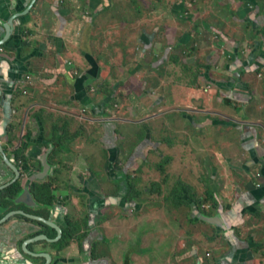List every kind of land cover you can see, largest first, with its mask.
Instances as JSON below:
<instances>
[{
  "label": "crops",
  "instance_id": "1",
  "mask_svg": "<svg viewBox=\"0 0 264 264\" xmlns=\"http://www.w3.org/2000/svg\"><path fill=\"white\" fill-rule=\"evenodd\" d=\"M14 1L0 0V138L5 141L9 137L14 141L9 145L4 142L8 155L13 154V146H22L26 133L37 138L35 142L28 141L27 153L43 150L46 144L41 141V133L52 128L53 120L61 118L58 125L62 126V119H72L76 111L88 109L90 104L98 110L101 102L91 91L95 78L86 82L81 79L91 74L86 70L89 68L86 50L93 30L90 31L91 26L87 29L85 17L88 19V12L92 11L90 6L98 9L99 3L91 0L87 7L86 0H74L75 3L37 0L26 17L14 22L16 26L5 39L2 24L11 14L21 12L31 0H16V4ZM169 4L174 8L166 16L172 19L175 16L172 23L167 24L165 18L159 17L154 25L159 28L154 31H149L146 23V56L163 57L166 63L175 62L187 39L194 45L191 51L198 50L203 43L205 48L201 51L211 52L214 49L207 41L219 43L216 45V50L221 52L218 60L204 63L205 70L199 76L204 82L203 91L191 88L187 92L190 97L182 101L184 109L188 110L184 111L190 128L185 132L189 133L190 142L201 144L211 136V130L223 137L222 147L212 151L214 157L219 158L217 169L214 163L205 167L207 174L208 170L213 171L211 178L201 173L204 179H210L212 189L206 190L203 198L202 181L197 180L201 181L199 186L188 183L196 186L193 190L197 194L192 200L203 204L199 209L196 206V212L218 218L219 222L215 226L198 220L192 207L195 203L190 202L193 217L188 228L182 219V210H187L168 212L166 208H159L158 213L151 215L155 211L149 205L148 215L158 222L156 227L153 218L146 223L147 259L153 256L149 251L159 249L157 246L163 241L160 244L165 248L162 261L155 264H264V0H174ZM71 5L77 10H73L75 14L71 13ZM166 6L163 2L159 4L163 7L159 16ZM214 9L222 11L224 16L212 17ZM183 10L188 11L191 22L178 20ZM161 47L170 50L163 56ZM222 64L231 74L239 72L241 81L216 80L217 72L213 70H219L216 66ZM73 65V71L78 73L75 77L69 71ZM254 73L256 84L251 82ZM215 82L221 88L216 87ZM21 122H24L23 132H20ZM207 129H210L209 135ZM192 130L199 134H193ZM225 158L236 163L229 169L228 176L222 173L226 171ZM0 167L5 174L9 173L1 163ZM211 179L216 181L211 183ZM205 200H208L206 204ZM183 225L190 234L181 242H174L175 235L184 237L177 233ZM3 255L0 254L1 264H13Z\"/></svg>",
  "mask_w": 264,
  "mask_h": 264
},
{
  "label": "flooded vegetation",
  "instance_id": "2",
  "mask_svg": "<svg viewBox=\"0 0 264 264\" xmlns=\"http://www.w3.org/2000/svg\"><path fill=\"white\" fill-rule=\"evenodd\" d=\"M89 1L86 0V4L90 6ZM100 1L101 6L103 1L109 2ZM91 8L96 10L95 14L103 9ZM85 20L87 29L91 26L92 31L95 23L91 24L95 20L89 17ZM71 69L73 71L75 65ZM69 71L72 77L78 75L76 71ZM238 75L237 71L233 72L230 80L241 81ZM218 84L215 82L214 85L221 88ZM91 91L94 92V89L91 88ZM111 98L101 100L98 110L90 104L88 109L76 111L72 119H62V126L58 125L61 118L53 120L52 128L41 133V141L46 145L38 152L27 153L30 148L28 141L37 140L31 138L32 134L24 135L22 146H13L12 155L5 151L4 142L6 145L13 144V139L8 137L4 141L0 138V163L9 171L5 174L0 167V254L7 255L13 264H146V224L133 230L135 223L131 225L128 213L139 210L142 204L138 202L141 191L138 190L133 167L137 157H141V149L146 148V152L155 154L166 143V137L162 139L157 130L148 132L147 137L142 132L147 128L148 120L154 117L162 120L161 114L166 112L167 103L164 99L163 107L149 117L132 111L119 116L104 113L109 109L106 107L113 100ZM157 104H148L147 112L153 111ZM184 110L188 111L184 107L177 108V112L186 113ZM176 121H166L171 133L176 132L175 137L179 130L172 129L174 125L180 127L183 133L190 128L186 119L181 118L177 125ZM40 124L43 126L41 121ZM21 125L20 130L24 122ZM135 125L139 129L132 127L133 131L128 130V126ZM134 131L139 137L134 138ZM92 142L97 144L96 151L101 153L100 163H95L97 167L92 162L97 153L89 148ZM87 148L90 150L87 151ZM3 154L19 170L18 179L4 161ZM224 161L236 165L230 158ZM258 176L261 178V173ZM155 182L163 187L167 184L165 181H154L149 184L150 188H146V196L162 195V189L160 193L156 190ZM182 184L175 180L169 193L164 195L165 201L170 200L173 206L178 207L168 212L183 205L175 203V200L186 201L187 205L198 203L192 200L195 194L188 183L185 184L188 193L183 191L186 194L174 195L175 187ZM117 208H120L121 214ZM8 215L10 217L3 222Z\"/></svg>",
  "mask_w": 264,
  "mask_h": 264
},
{
  "label": "rangeland",
  "instance_id": "3",
  "mask_svg": "<svg viewBox=\"0 0 264 264\" xmlns=\"http://www.w3.org/2000/svg\"><path fill=\"white\" fill-rule=\"evenodd\" d=\"M72 1L74 2V0ZM95 1L99 4L102 2L100 0ZM171 1L174 2V0H158V2L157 0H109L108 3L103 1V11L101 10V12H97L96 14V10L88 12V17L95 20L91 24L93 25L95 23L94 27H92V36L89 39V44L86 50L88 53L86 65L87 68L89 67L86 70L91 72V74H89L88 78L81 76V79L83 82H86V79L89 80L91 77L92 79L95 78L96 82L92 84V87H94V95L97 100H104L105 98L110 97L109 95L112 96L111 99L113 100L109 102V105L106 107L109 109L106 110V112L104 111V113L124 116V114L132 111L140 116L149 117V115L156 113L157 110L163 107L162 101L164 99L167 103L165 105L167 107L166 112L161 114L162 120H160L159 117H154L153 119L148 120L146 123L147 128L142 132V134L146 133L147 137L148 132L157 130L162 139L166 137V143L163 144L162 148H159L160 150L158 149L155 154H149L146 152V148L141 149V157H137L138 159L135 161L133 169L135 168L134 171H136L137 174L138 190L141 191V195L138 197V202L142 204L139 210H135L132 213L130 211L128 212L131 225L132 223H135L134 227L132 225L133 230H135V228L139 229L143 227L152 218L155 221L154 227H156V221L158 222V220L148 215V213H150L149 205L153 206L155 211L154 213L151 211V215L158 213L159 208H167V210H172L173 207L178 208L173 206L170 200L165 201L166 199H164L166 197L164 195L169 193L175 180L184 184H197L198 186L202 181L204 186L201 187L200 191H202L203 198H205L207 194L206 190H211L212 188L209 186L208 179H204L201 173L212 177L211 171L208 170L209 173L207 174L205 167L208 168V166L214 163L216 165L214 167L217 169L219 158H215L212 151H216V147L221 148L223 142V137H221V135L217 136L211 130V136L205 141L202 140L201 144L199 143L197 145L194 142H190V137L187 132L183 133L182 130H180V127L176 128L174 125L172 129H175L176 131L177 129L179 130L177 131L178 136L175 137L176 132H173L172 134V130L170 131L166 124V121L177 120L175 123L177 125V122L181 118H183V120L188 118L187 113L177 112V108L185 107V104H182V101L183 99H186V96L187 98L190 97L187 95V92H189L191 88L202 90L201 88L204 85V82H202V78L199 76L205 70L204 63L208 64L211 60L216 62L221 54L220 50H216L219 45L217 40L207 41L216 51L212 50L211 52H203V50L201 51V49L205 48V46H202L203 43L199 45L198 50L191 51L194 45H191V39H187L183 41V46L180 47L178 58L175 59L177 60L175 62L168 61L166 63L163 61V57L158 59L152 57V60L149 56H146V42H148V40H146V23L148 24L147 28H149V31H154L156 28H159V26L154 27L159 17L162 19L165 18L163 20L167 24L172 23L175 16H172L173 19L171 16H166L169 12H173L172 8L174 7L169 4ZM162 2L168 6H166V9L163 11L164 13L159 16V13H161L163 9V7H159V4ZM72 6L73 5H71L70 8L71 13L75 14L74 11L77 10ZM175 13L177 14L178 10H176ZM211 13H213L211 14L213 15L212 17H219L218 19H221L224 16L222 15V11H217L216 9ZM82 15L84 17V14ZM178 15L176 16L178 17ZM180 15L182 18L179 17L178 20L182 19L191 22V20L188 19L189 15L187 10H183ZM94 16L96 18H94ZM158 34L160 33L158 32L157 35ZM204 37L205 36L202 35V39H204ZM161 48L163 56L170 50L169 48V50L163 49V47ZM173 54L174 52L172 55ZM91 60H93V62H91ZM223 64L221 67L216 66L219 70H213L217 72L215 75L216 80H229L232 77L230 71H227L226 68H222ZM241 72L242 70L240 73ZM254 74L250 77L252 78L251 82L256 84L258 82L257 75ZM150 103L152 105L155 103L158 104L153 111L147 112V105ZM91 115L94 116L95 113L92 112ZM132 127L139 129V126L135 125L128 126V130L133 131ZM207 130L209 135L210 129ZM192 133L194 134L198 132L192 130ZM136 134L137 132L135 133L134 131V138L139 137ZM171 134L176 139L174 137L172 138ZM167 135H169V138ZM187 141L189 142L187 143ZM90 146L89 148L93 151L98 149L96 147L97 144L93 142L90 143ZM89 148L86 150L89 151ZM96 153L92 160L94 165L96 162L100 163L101 153L99 151H96ZM146 159H149V161H146ZM143 161L145 162L143 163ZM223 165L226 167V171H223L222 173L226 172L227 176L228 173L230 175L229 169H232L233 164L229 165L226 161H223ZM91 166L95 168L92 164ZM221 167L223 166L221 165ZM198 168L203 171H198ZM215 178L218 177L215 176ZM197 180L201 181L198 182ZM154 181H165L167 183L164 184L163 187L161 184L155 182L157 183V185L155 184L156 190L160 193V190L162 189L163 196L155 194H148V196L145 195L146 188H150L149 184L154 183ZM214 181H216V179L212 180L211 183H214ZM188 185L196 196L197 192H194L193 190L196 186L193 185L192 187L190 184ZM143 191H145V193H143ZM200 191H198L199 194H201ZM148 197L149 201H146ZM196 206L199 209L198 203ZM179 209L187 210H182V219L185 221V226L189 228L191 207L183 203V205L179 206ZM117 210L121 214L120 208H117ZM185 226L183 225V227L177 231V233H180L184 237L177 234L175 235L174 242H181L182 238L185 239V236L190 234V230H185ZM194 232L195 229L193 230V233ZM162 242H159L157 246L159 249L149 251L153 256L149 257L151 259H147L148 255L146 256V264H155L162 261L161 255L165 250L163 246H160ZM154 256L155 258H153Z\"/></svg>",
  "mask_w": 264,
  "mask_h": 264
},
{
  "label": "water",
  "instance_id": "4",
  "mask_svg": "<svg viewBox=\"0 0 264 264\" xmlns=\"http://www.w3.org/2000/svg\"><path fill=\"white\" fill-rule=\"evenodd\" d=\"M36 1L37 0H31L30 1V3H29V5H26L27 7H25L24 8V10H22L21 12H15V13H13V14H11V16L8 18V20L5 22V23H3L2 24V28H3V30H4V32H5V34H4V38L5 39H7L8 37H9V35H10V33H11V31H12V28H13V26H16L15 25V23L14 22H16L20 17H24V16H26L30 11H31V9H32V7L36 4ZM15 2V4H16V0L14 1ZM14 4V5H15ZM2 43V42H1ZM0 43V44H1ZM84 78H88L89 77V74L87 73V74H85L84 76H83ZM0 94H1V91H0ZM234 123H236V121H234V120H232ZM0 151H1V153H2V148H1V146H0ZM3 158H4V161H6L7 162V165L8 166H10L11 167V169L14 171V173H15V177H16V179H18V177H19V175H20V173H19V170L8 160V158L3 154ZM45 167H46V163H45ZM262 175V174H261ZM193 209H195V213H197L196 214V216H198V220H202V221H204V222H206V223H209V224H212V225H215V226H218V222H219V219L218 218H215V217H209V216H207V215H203V214H201L200 212L198 213V211L196 212V205L195 204H193ZM10 217V215H8L4 220H3V222L6 220V219H8ZM195 218V217H194ZM36 219H38L39 221H42V222H45V220L44 219H42V218H36ZM218 221V222H217ZM2 223V222H1ZM50 225H52L51 223H49Z\"/></svg>",
  "mask_w": 264,
  "mask_h": 264
},
{
  "label": "trees",
  "instance_id": "5",
  "mask_svg": "<svg viewBox=\"0 0 264 264\" xmlns=\"http://www.w3.org/2000/svg\"><path fill=\"white\" fill-rule=\"evenodd\" d=\"M177 61V60H176ZM109 96H111V95H109ZM183 191L184 192H186V193H188V187L186 186V185H183L182 184V186H177V187H175V191H174V195H176V193H177V195H180V194H182L183 193ZM186 193H183V194H186ZM174 197V196H173ZM211 197L213 198L214 196L213 195H211ZM175 199V198H174ZM206 202H208V200L206 201L205 200V202L204 203H206ZM175 203H177V204H180V203H186V201H178V200H175ZM198 204L199 205H203L200 201H198Z\"/></svg>",
  "mask_w": 264,
  "mask_h": 264
},
{
  "label": "built area",
  "instance_id": "6",
  "mask_svg": "<svg viewBox=\"0 0 264 264\" xmlns=\"http://www.w3.org/2000/svg\"><path fill=\"white\" fill-rule=\"evenodd\" d=\"M259 177V176H258ZM208 256H209V254H208Z\"/></svg>",
  "mask_w": 264,
  "mask_h": 264
},
{
  "label": "clouds",
  "instance_id": "7",
  "mask_svg": "<svg viewBox=\"0 0 264 264\" xmlns=\"http://www.w3.org/2000/svg\"><path fill=\"white\" fill-rule=\"evenodd\" d=\"M262 176V175H261Z\"/></svg>",
  "mask_w": 264,
  "mask_h": 264
}]
</instances>
